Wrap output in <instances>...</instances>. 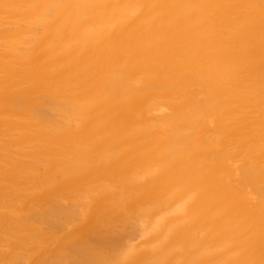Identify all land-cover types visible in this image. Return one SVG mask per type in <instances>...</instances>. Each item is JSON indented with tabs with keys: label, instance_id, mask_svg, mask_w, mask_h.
<instances>
[{
	"label": "bare ground",
	"instance_id": "obj_1",
	"mask_svg": "<svg viewBox=\"0 0 264 264\" xmlns=\"http://www.w3.org/2000/svg\"><path fill=\"white\" fill-rule=\"evenodd\" d=\"M179 194L199 263L264 264V0H0V264H163Z\"/></svg>",
	"mask_w": 264,
	"mask_h": 264
},
{
	"label": "rangeland",
	"instance_id": "obj_2",
	"mask_svg": "<svg viewBox=\"0 0 264 264\" xmlns=\"http://www.w3.org/2000/svg\"><path fill=\"white\" fill-rule=\"evenodd\" d=\"M127 148H130V147L128 146ZM156 164L153 165L155 170H156L155 173L161 172V168H162L161 165L158 163H156ZM142 174H143L142 175L143 177H147V176L150 177L147 169L143 170ZM198 192H200V189L195 190V192H194L195 195H197ZM195 195H194V197H195ZM182 198H183V196L181 194H179L178 197L175 200L169 202L167 204V206L164 205V208L162 210L163 214H153V215L148 216V217L144 218L143 220H141V222L138 225L139 227H137L138 229L136 228V234L134 233V235L132 234L131 236L128 237V251L126 252V254H129V256H130V255L136 254L138 251H143L147 254H149V253L153 254L154 257H156V256L158 258L162 257L163 258V264H167V261H169L168 264L169 263L170 264H173V263L174 264H189L191 261H192L191 264H198L199 261H202L201 258L203 257L204 253L200 249H199V252L200 251L201 252L198 254L195 253L196 251H198V249H194V251L192 252V254L195 253L194 255H190L191 253H188L185 250L187 248L186 245L188 243H190L192 241H193L192 243H195V242L200 243L202 238L197 237V239H196V237H195V239H196L195 240L193 235L192 236L190 235L191 232H188L190 234L186 233L187 235H183V233L185 234L186 230L188 231L189 225H191V223L193 221H196V219L191 220V217L192 218H194V217L192 216L193 214L190 213L191 212L190 208H191L193 202L196 200V197L193 199H191V198H188V199L183 198L182 199ZM173 212L175 213V215L173 217L169 218V215ZM187 224H189V225L187 226ZM138 233H139V235H138ZM180 233L182 235L181 238L179 236ZM183 236L188 237L189 240L191 239V241H188L187 240L188 238L183 237ZM190 236H191V238H190ZM177 237H179V238H177ZM192 237H193V239H192ZM175 238L177 239L176 241H175ZM180 240H181V242H180ZM177 241H179V242H177ZM174 243L176 246L174 245ZM161 253H163V254H161ZM189 255L192 258L191 261H189V259L187 260ZM173 257H175V258H173ZM197 257L200 260L197 259ZM222 257L215 258V259L209 257L210 259L208 258L207 261L208 260L213 261V262L215 261L217 264H220L222 261L223 263H221V264H226L225 260H224V259H226V257H224V255ZM196 259L198 261H196ZM209 261L206 263L205 262H201V263L202 264H212L213 263V262L209 263ZM240 262L242 263L241 260H240ZM201 263H199V264H201ZM216 263H213V264H216ZM241 263H239V261H238L237 264H241Z\"/></svg>",
	"mask_w": 264,
	"mask_h": 264
}]
</instances>
